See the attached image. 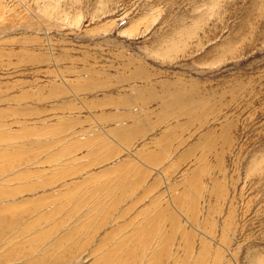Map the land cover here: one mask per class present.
Instances as JSON below:
<instances>
[{"label": "rangeland", "instance_id": "374dc122", "mask_svg": "<svg viewBox=\"0 0 264 264\" xmlns=\"http://www.w3.org/2000/svg\"><path fill=\"white\" fill-rule=\"evenodd\" d=\"M13 220L0 264H264V0H0Z\"/></svg>", "mask_w": 264, "mask_h": 264}, {"label": "bare ground", "instance_id": "6f19581e", "mask_svg": "<svg viewBox=\"0 0 264 264\" xmlns=\"http://www.w3.org/2000/svg\"><path fill=\"white\" fill-rule=\"evenodd\" d=\"M12 220V219H11ZM16 220V219H15ZM17 223L18 222H15L14 220H13V222L12 221H8L7 222V229L5 228V230L0 234V243H6L5 241H7V244H11L12 243V241H13V238H14V236L16 235L17 236V234H18V227H17ZM28 231V230H27ZM20 233V232H19ZM20 234H23L22 232L20 233ZM6 236H7V238H6ZM11 236H12V240H11ZM44 240L47 238V236L45 235L44 237H42ZM42 239V240H43ZM61 242V241H60ZM42 243V242H41ZM58 244V243H57ZM31 255V254H30ZM14 257V256H13ZM57 257H58V255H57ZM9 258H10V256H9ZM47 259H49V258H47ZM46 259V260H47ZM108 261H111L112 260V258L111 259H109V256H108V259H107ZM12 261V260H11ZM103 261V260H102ZM42 262V261H41ZM40 262V263H41ZM51 262V261H50ZM104 263V262H103ZM46 264H47V262H46ZM51 264V263H50ZM53 264V263H52ZM54 264H57L56 262L54 263ZM106 264H108V263H106ZM114 264H124V262L123 261H121V259H116V260H114Z\"/></svg>", "mask_w": 264, "mask_h": 264}]
</instances>
